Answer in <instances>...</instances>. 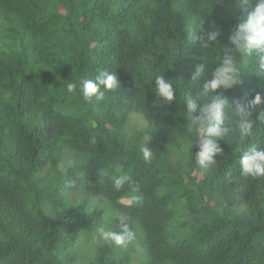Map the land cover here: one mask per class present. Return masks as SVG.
I'll return each instance as SVG.
<instances>
[{"label":"trees","instance_id":"1","mask_svg":"<svg viewBox=\"0 0 264 264\" xmlns=\"http://www.w3.org/2000/svg\"><path fill=\"white\" fill-rule=\"evenodd\" d=\"M249 10L236 0H0V264H82L81 233L107 222L119 231L121 219L142 234L143 264H264V177L240 173L245 152L264 150L259 57L233 53L240 83L200 95ZM202 29L220 33L207 48L195 39ZM100 70L120 83L102 100L67 91ZM161 74L175 90L169 104L155 95ZM216 94L227 101L228 132L205 169L186 101L199 115ZM256 95L241 137L238 105ZM132 114L146 125L129 138ZM113 177L127 178L119 190ZM176 214L183 237L166 231ZM131 243L104 241L84 264H129Z\"/></svg>","mask_w":264,"mask_h":264},{"label":"clouds","instance_id":"2","mask_svg":"<svg viewBox=\"0 0 264 264\" xmlns=\"http://www.w3.org/2000/svg\"><path fill=\"white\" fill-rule=\"evenodd\" d=\"M241 9L250 8L242 22L235 24L228 36V46L225 48L221 63L211 74V78L205 81L202 97H208L209 93L216 89H230L240 83L239 65L237 57H248L255 54L259 57L260 67L264 68V0H236ZM210 28H215L214 22H210ZM194 34H190V39ZM220 33L216 30L203 31L195 39L202 41L204 48L214 44ZM206 64L202 63L196 66V74L193 80L204 74ZM79 87L85 101H92L93 97L97 101L104 98L106 91H113L120 87L119 80L115 72L100 70L94 79L82 80L79 85L75 82L68 83L66 89L69 93H74ZM155 95L163 104H169L175 99L174 88L169 79L161 74L155 79ZM260 95H256L247 105H238L240 120L238 130L241 137L251 133L253 122L251 117V108L261 104ZM227 101L216 94L207 99L197 112V103L194 99H187L186 112L189 121V129H197L200 133L198 139H195L192 146L197 147L195 153V162L202 168L208 169L215 164V159L221 153L218 141L228 132L223 126L224 109ZM142 158L146 163L151 162L153 152L146 147L142 148ZM240 173L244 177L260 178L264 177V150L251 148L245 152L240 160ZM126 177H118L114 181V187L119 190L126 181ZM99 239L120 247H127L135 239V233L131 230L126 220L119 221V231H109L104 228L98 229Z\"/></svg>","mask_w":264,"mask_h":264},{"label":"rangeland","instance_id":"3","mask_svg":"<svg viewBox=\"0 0 264 264\" xmlns=\"http://www.w3.org/2000/svg\"><path fill=\"white\" fill-rule=\"evenodd\" d=\"M145 120L143 116L138 114H132L129 117L128 123H127V136L130 138L135 132H144L145 131ZM114 178V177H113ZM115 179V178H114ZM127 203V202H125ZM94 205L97 206V208H102L104 210H108V205L106 202H94ZM177 212V211H176ZM116 214H112V217H116ZM180 217V216H179ZM176 214V218H174L167 227V233H171L174 235H178L183 237L185 232V229H182L180 227V224L184 222L183 218H179ZM105 230L108 229V222L104 225ZM141 232L138 230V228L135 226V239L132 241L131 246L133 248V254H131V260L129 264H143L145 262V259L143 257V248L139 242L141 239ZM88 239L89 242L84 243L83 241ZM81 252L84 254L82 264H84L85 260L88 258V256L91 254L94 247L98 244H101L104 242V240L99 239L98 232H94L91 234H88L86 232L81 233Z\"/></svg>","mask_w":264,"mask_h":264}]
</instances>
